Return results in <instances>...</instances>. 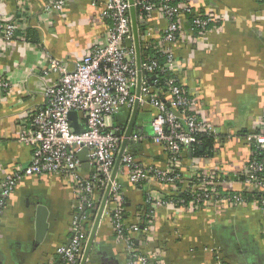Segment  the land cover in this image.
Masks as SVG:
<instances>
[{
    "label": "crops",
    "instance_id": "obj_1",
    "mask_svg": "<svg viewBox=\"0 0 264 264\" xmlns=\"http://www.w3.org/2000/svg\"><path fill=\"white\" fill-rule=\"evenodd\" d=\"M22 1L20 8L16 0H0V12L12 13L18 24L13 44L0 45V75L11 86L0 97V181L15 165L30 160L31 148L18 141L20 121L27 118V110L40 105L43 85L53 78L41 71L46 56L63 58L73 68L92 43L102 40L108 27L100 16L106 0H64L61 12L41 18L43 0ZM190 2L197 11L218 14L219 24L206 31L202 42L175 48L183 64L180 78L195 110L218 130L219 140L211 155L192 156L187 151L180 172L187 176L195 165L231 176L249 154L242 133L253 127L264 110V0ZM150 19L154 35H160L164 19L157 13ZM182 24L187 28V20ZM27 34L34 40L27 39ZM130 113L131 109L122 108L112 124L124 130ZM154 113L148 102L139 105L134 131H141L142 138L134 147L128 145L127 151L139 163L163 167L167 153L152 138ZM81 158V173L88 177L91 167L85 155ZM115 178L121 184L129 221L144 204L147 187L160 199L167 197L157 183L136 186L120 166ZM102 196L103 192L100 197L93 194L98 206ZM40 204L47 208V224L37 239ZM79 214L72 186L61 175L23 177L0 216V264H60L57 249L69 243ZM152 231V241L141 248L159 251L162 264H264V215L250 204L191 210L161 202L155 207ZM127 260L125 244L115 237L105 205L86 264H127Z\"/></svg>",
    "mask_w": 264,
    "mask_h": 264
},
{
    "label": "built area",
    "instance_id": "obj_2",
    "mask_svg": "<svg viewBox=\"0 0 264 264\" xmlns=\"http://www.w3.org/2000/svg\"><path fill=\"white\" fill-rule=\"evenodd\" d=\"M16 3L21 8L23 1ZM134 4L140 12L138 21L144 25L139 31L140 48L142 41L144 50L152 53L141 57V70L147 74L141 77L139 96L129 2L106 0L100 12L101 18L108 21L105 35L100 42L92 43L73 68L63 58L46 56L41 71L43 76L53 78L43 85L40 105L27 110L28 120L20 121L18 141L31 148L30 160L15 165L0 181V216L7 198L23 177L54 173L71 184L80 214L73 222L69 243L57 249L60 264H79L86 239L85 210L94 206L97 187L104 193L122 140V134L117 135L118 128L112 124L113 117L124 107L131 109L136 100L139 105L148 102L155 109L150 122L152 138L166 151L167 163L163 167L139 163L126 148L119 166L136 186L157 183L166 193H184L189 198L160 199L147 187L142 209L126 221L121 184L116 178L111 181L106 205L113 233L125 244L127 264H162L159 251L141 248L152 241L154 211L161 202L191 210L250 204L264 215V110L253 127L242 133L241 139L250 150L239 171L231 176L218 175L193 165L187 176L180 172L181 158L190 147L200 144L199 137L217 139L219 132L195 110V103L181 82L183 64L175 48L202 42L206 31L219 24L218 14L197 11L190 0H134ZM64 7V0H43L39 17L61 12ZM153 13L165 21L157 36L150 27ZM182 19L187 20V28ZM17 26L12 13L0 12L1 46L13 44ZM151 75L154 78L150 79ZM10 90V82L0 75V97ZM70 111L77 112L82 132L76 133L70 126ZM141 138V131H133L130 136L134 143ZM83 148L87 149L85 157L91 167L88 177L82 175L78 157Z\"/></svg>",
    "mask_w": 264,
    "mask_h": 264
},
{
    "label": "water",
    "instance_id": "obj_3",
    "mask_svg": "<svg viewBox=\"0 0 264 264\" xmlns=\"http://www.w3.org/2000/svg\"><path fill=\"white\" fill-rule=\"evenodd\" d=\"M129 2V17H130V23H131V29H132V35H133V43H134V49H135V58H136V68H137V85H136V96H139L140 92V85H141V77L142 75H146L147 73L145 71L141 70V48H140V40H139V30H138V18H137V9L134 4V0H128ZM154 78V75L150 76V79ZM139 108L138 101L136 100L131 108L130 116L127 120L126 127L121 132L120 129L116 130L117 135L122 134V140L120 144L119 151L116 155L114 166L110 175L109 182L107 183V186L104 190L101 202L98 206V209L96 211V214L94 216V220L92 222L91 228L88 232L87 238L84 243V247L82 250V254L79 260V264H86L87 258L89 256V252L92 248L93 241L95 238V233L97 231V227L99 225L102 212L104 210V207L106 205L108 195H109V189L111 186V181L116 176V172L118 170V167L120 165L121 157L124 152V150L127 148L128 145L131 147H134L136 143L132 142L130 140V136L133 133L134 129L136 128L135 119L137 116V111ZM68 118L70 120V126L73 128V130L76 133L82 132L84 129L80 127L78 120H77V112L70 111L68 114ZM87 152L86 148H83L79 153L78 157L79 160L82 162L81 155H85ZM46 216H47V208L44 205L37 206L36 210V219H37V239H40L43 235V232L46 227Z\"/></svg>",
    "mask_w": 264,
    "mask_h": 264
},
{
    "label": "trees",
    "instance_id": "obj_4",
    "mask_svg": "<svg viewBox=\"0 0 264 264\" xmlns=\"http://www.w3.org/2000/svg\"><path fill=\"white\" fill-rule=\"evenodd\" d=\"M140 14L139 10L137 9V16ZM29 28V27H28ZM138 29L139 31L144 29V25L139 23L138 24ZM30 30V29H29ZM29 35L27 34L25 37L28 39L30 38L31 40H34L31 37H28ZM149 53L152 54L150 50L146 51L144 50V48L142 47V41H141V57L142 59H144V54ZM162 75V74H161ZM159 79V83L162 84L163 78L162 76L158 77ZM245 133V132H244ZM200 138V144L198 145H193V147H190V154L192 156H199V155H211L213 154V150H214V144L216 140H219V138L216 139V137L213 136H207V135H202ZM222 140V138H220V141ZM186 155V154H185ZM95 193L97 192L98 197H100L102 195V188L97 187L94 191ZM168 198H171L174 201H178L180 199H184L185 201L188 200L189 196L188 194H184L182 193L181 195L178 194H173V193H166ZM145 197V196H144ZM98 202L95 201L94 206L90 207L88 209L85 210V213L87 214V219L85 220V222L83 223V229L85 231L86 234H88L92 222L94 220V216L96 214V210H97V206H98ZM143 206V205H142ZM141 208V207H140ZM142 209V208H141ZM140 209V210H141ZM139 211V210H138ZM136 211V212H138ZM136 214V213H135ZM134 214V215H135ZM126 221L128 220V216L126 215Z\"/></svg>",
    "mask_w": 264,
    "mask_h": 264
}]
</instances>
